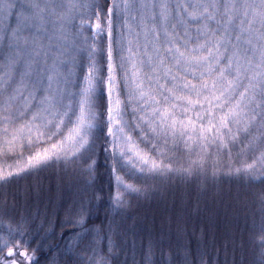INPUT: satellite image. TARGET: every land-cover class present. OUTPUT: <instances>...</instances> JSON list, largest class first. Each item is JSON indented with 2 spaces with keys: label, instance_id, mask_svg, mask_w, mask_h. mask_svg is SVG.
<instances>
[{
  "label": "snow or ice",
  "instance_id": "obj_1",
  "mask_svg": "<svg viewBox=\"0 0 264 264\" xmlns=\"http://www.w3.org/2000/svg\"><path fill=\"white\" fill-rule=\"evenodd\" d=\"M104 129L118 207L149 180L224 172L264 183V0H0V186L54 165L93 177ZM258 200L264 264V191ZM64 210L88 231L82 201ZM38 218L10 216L3 194L0 264H33L25 237ZM90 250L95 241L66 264H112Z\"/></svg>",
  "mask_w": 264,
  "mask_h": 264
},
{
  "label": "trees",
  "instance_id": "obj_2",
  "mask_svg": "<svg viewBox=\"0 0 264 264\" xmlns=\"http://www.w3.org/2000/svg\"><path fill=\"white\" fill-rule=\"evenodd\" d=\"M96 2L103 4L104 0ZM106 134V129L97 133L96 170L91 178L72 166L54 165L0 186V198L8 194L10 216H39L33 230L25 237L31 248L37 250L33 264H66L69 257L77 258V251L88 241H95L97 248L96 253L90 250L89 255L106 256L112 264H148L146 252L150 242L152 255L148 260L151 264H184L185 260L198 264L201 257L212 264H259L257 241L255 248L250 249V239L255 238L254 233L258 234L261 215L254 214V209L257 195L264 191V183L230 177L224 172L213 177V181L203 176L149 180L151 187L140 194H128L125 205L118 208L113 199L118 190L116 174L103 150ZM119 175L129 183L143 182L142 178L130 180L123 172ZM37 184L42 189L41 194L26 196L29 186ZM56 192L62 198L58 203H54ZM81 201L87 232L65 222L64 209L70 204L79 207ZM239 204L243 209H238ZM163 209H168L167 213L162 212ZM53 210V225L38 227L44 216ZM158 210L163 216L171 214V225L176 222V233L171 232L164 241L157 240L159 234L163 237L165 233L164 227L159 232V218L153 217V226L146 229L148 213ZM240 211H244L245 219L239 220L240 226L242 221L244 223L237 242L236 232H231L226 224L234 220L229 219L230 213ZM180 214H185L186 220L182 227H179L182 221L177 218ZM219 222L223 223L222 227ZM2 233L8 234L6 225H0ZM16 238H20L18 233Z\"/></svg>",
  "mask_w": 264,
  "mask_h": 264
},
{
  "label": "rangeland",
  "instance_id": "obj_3",
  "mask_svg": "<svg viewBox=\"0 0 264 264\" xmlns=\"http://www.w3.org/2000/svg\"><path fill=\"white\" fill-rule=\"evenodd\" d=\"M227 174V173H226ZM227 176H230V177H234V178H236L235 176H237V175H230V174H227ZM207 177H210L209 179H210V181H213V177L209 174ZM238 178H242L243 180H248V178L247 177H241V176H239ZM253 181H256V182H260V180L259 179H256V180H253ZM121 191H123V189H121ZM55 196H54V203H58L61 199L59 198V194L56 192L55 194H54ZM127 196H128V193H125L124 194V200H125V203L127 202ZM59 199V200H58ZM256 202H257V207L254 209V214L255 213H259L260 215H261V206H260V203H259V200H258V195H257V200H256ZM125 203H124V205H125ZM123 205V206H124ZM118 207V206H117ZM122 206H119L118 208H121ZM169 207V206H168ZM243 209V205H240L239 204V206H238V209ZM237 209V210H238ZM167 210L168 209H163L162 210V212H164V213H167ZM171 215V214H170ZM170 215H168V216H163V215H161L160 214V211L158 210V211H156L154 214H152V213H148V217H149V224H148V226L146 227V229L147 230H149V228L150 227H152L153 226V224H154V222L152 223V219H153V217H155V218H159V220L157 221V222H160V223H164V224H161L160 225V223H159V227L161 228L160 230H159V232H161V230L163 229L162 227H164V229H163V231L165 232L164 233V236L162 237V236H160V234L158 235V238H157V240L158 241H164V240H166V239H168V236L171 234V232H173V233H176V222H175V225L173 224V225H171L170 224ZM184 216H185V214H180V215H178L177 216V218H178V220H181L182 221V223L180 224V226L179 227H182V226H184V224H183V222L185 221L186 222V220H185V218H184ZM250 216H251V214H250ZM252 216H253V214H252ZM147 218V217H146ZM181 218V219H180ZM184 218V219H183ZM231 218H234V220L232 221V222H230V223H228V224H226V227H228V228H230L232 231L231 232H236L235 234H237V236H238V239H237V242L240 240V238H239V235L241 236V232H242V227H243V221H242V224H241V226L239 225V222H241V221H239L240 219H245V216H244V211H240L239 213H230L229 214V219H231ZM250 218V217H249ZM147 220V221H148ZM222 220V219H221ZM187 222H189V223H192V222H190L189 220L187 221ZM224 222H227L226 220L224 221ZM206 223H208V222H206ZM219 224L221 225L220 227H222V224L223 223H221V222H219ZM246 224V223H245ZM208 225H210L209 223H208ZM188 226V225H187ZM211 227H212V225H211ZM141 228H142V226H141ZM143 229H144V227H143ZM193 237V236H192ZM6 238H11V237H9L8 236V234H6V233H2V234H0V247H2L3 246V244H2V241L4 240V239H6ZM251 240V245H250V249H254L255 248V243H256V238H251L250 239ZM231 242V241H230ZM236 242V243H237Z\"/></svg>",
  "mask_w": 264,
  "mask_h": 264
}]
</instances>
